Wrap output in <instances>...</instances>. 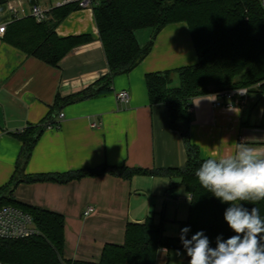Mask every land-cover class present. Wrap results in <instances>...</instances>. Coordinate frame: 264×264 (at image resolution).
<instances>
[{
  "label": "crops",
  "instance_id": "obj_1",
  "mask_svg": "<svg viewBox=\"0 0 264 264\" xmlns=\"http://www.w3.org/2000/svg\"><path fill=\"white\" fill-rule=\"evenodd\" d=\"M7 1L0 4V26L31 16L35 5L50 11L64 4V0H13L18 9L14 14L7 9ZM56 32L61 37H90L70 51L58 67L21 52L6 41L5 33L0 34V189L18 167L23 142L14 133L41 123L57 94L81 91L109 71L92 8L71 11ZM151 34V29L136 31L141 45L149 41ZM197 61L188 25H167L158 34L151 53L131 71L114 78L111 92L56 111V123L40 135L25 172H67L103 164L149 169L184 166L187 152L181 132L171 127L167 105L150 103L145 76ZM123 90L130 95L127 103L117 98ZM190 111V139L201 157L232 155L239 144L264 155V97L259 90L251 89L236 108L214 107L212 94L200 95L193 99ZM171 182L176 188L169 195ZM177 193L184 195L182 209ZM13 196L21 203L65 217L66 260L98 259L105 243L124 241L129 221L140 222L149 215L156 220L163 217L166 229L170 221L187 217L190 203V194L180 178L165 175L127 179L105 173L63 183L21 182L14 187ZM89 207L94 211L86 215ZM189 260L185 251L164 248L158 264H189Z\"/></svg>",
  "mask_w": 264,
  "mask_h": 264
},
{
  "label": "trees",
  "instance_id": "obj_2",
  "mask_svg": "<svg viewBox=\"0 0 264 264\" xmlns=\"http://www.w3.org/2000/svg\"><path fill=\"white\" fill-rule=\"evenodd\" d=\"M6 0H0V4ZM34 2L35 0H30ZM78 2H69L51 9L49 17L38 21L33 15L15 19L6 26L5 39L14 47L51 66L74 48L88 41V35L61 37L56 28ZM109 71L95 83L66 96L57 94L46 118L14 134L22 140L17 170L7 185L0 189V207L15 205L28 211L39 226L37 235L7 239L0 237V259L19 264H158L162 249L184 251L180 230L189 227V238L203 231L215 246L216 237L225 239L235 233L224 220L227 204L221 203L204 189L195 176L207 158L190 139L191 105L195 97L220 94L238 87L258 86L264 94V9L259 0H99L92 3ZM185 22L198 55V61L171 70L149 72L145 76L151 104L168 106L170 124L181 132L187 152L184 166L142 168L103 164L96 168L67 172L28 174L26 165L40 135L56 122V111L86 98L111 92L114 78L139 65L152 51L158 34L167 25ZM151 29L152 34L141 45L136 31ZM178 77L179 84L173 85ZM264 128V113L261 122ZM110 173L127 179L135 175H165L180 178L190 194L188 215L179 220L177 236L165 233V219L149 215L140 222L129 221L122 243L107 242L96 260L64 259L65 217L56 211L17 201L14 187L21 182H69L85 176ZM176 188L171 182L169 195ZM257 207L264 218V201L246 202Z\"/></svg>",
  "mask_w": 264,
  "mask_h": 264
},
{
  "label": "clouds",
  "instance_id": "obj_3",
  "mask_svg": "<svg viewBox=\"0 0 264 264\" xmlns=\"http://www.w3.org/2000/svg\"><path fill=\"white\" fill-rule=\"evenodd\" d=\"M195 176L228 205L224 220L235 234L217 236L213 247L202 230L189 238L190 228H182L180 241L189 264H264V218L257 207H245L246 202L264 201V155L239 144L232 155L204 160Z\"/></svg>",
  "mask_w": 264,
  "mask_h": 264
},
{
  "label": "built area",
  "instance_id": "obj_4",
  "mask_svg": "<svg viewBox=\"0 0 264 264\" xmlns=\"http://www.w3.org/2000/svg\"><path fill=\"white\" fill-rule=\"evenodd\" d=\"M78 2L80 8H92V0H64L65 3ZM264 9V0H259ZM7 9L12 13L17 14L18 9L13 0L6 2ZM48 10L41 6L35 5L32 8V15L38 20L43 21L48 18ZM6 31V25L0 26V34H4ZM251 88L238 87L231 88L222 91L220 94L213 95L214 107H227L236 108L243 103L248 96ZM243 93V94H242ZM117 98L120 102H129V92L123 90L117 94ZM64 113H60V118H63ZM241 140H245V137L241 136ZM94 211L93 207H89L85 212L86 215ZM41 232L39 226L35 222L33 216L26 210L17 207L15 205H4L0 207V237L7 239H19L37 235ZM0 264H19L16 262L6 261L0 259ZM63 264H72L63 260Z\"/></svg>",
  "mask_w": 264,
  "mask_h": 264
},
{
  "label": "rangeland",
  "instance_id": "obj_5",
  "mask_svg": "<svg viewBox=\"0 0 264 264\" xmlns=\"http://www.w3.org/2000/svg\"><path fill=\"white\" fill-rule=\"evenodd\" d=\"M96 1H99V0H96ZM178 84H179V79L177 77V83L176 84H173V85H178ZM251 89L252 90H259L261 92V90L259 89L258 86L252 87ZM263 97H264V94H263ZM177 196L179 197L180 203L182 204L181 205V209H182L183 208V196L184 195L183 194L180 195L179 193H177ZM180 197H181V199H180ZM165 230H166L167 234L173 235V236H177L178 233H179V223L177 221H174V220L173 221H170L169 222V227H166Z\"/></svg>",
  "mask_w": 264,
  "mask_h": 264
}]
</instances>
